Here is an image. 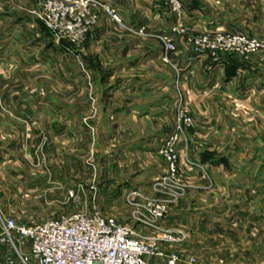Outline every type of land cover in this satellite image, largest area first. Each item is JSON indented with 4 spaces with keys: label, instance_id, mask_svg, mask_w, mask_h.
Returning a JSON list of instances; mask_svg holds the SVG:
<instances>
[{
    "label": "crops",
    "instance_id": "1",
    "mask_svg": "<svg viewBox=\"0 0 264 264\" xmlns=\"http://www.w3.org/2000/svg\"><path fill=\"white\" fill-rule=\"evenodd\" d=\"M98 1L111 2L123 28L116 29L114 24L100 18L99 27L88 35L79 52L63 48V43L46 44L39 39L34 50L39 51L41 57L36 65L40 67L50 63L53 68L50 82L54 85L58 86L68 79L71 102L78 100V90L84 92L82 98L87 103L93 97L96 101L105 100L108 103L116 99L121 104L116 111L126 116L130 114L140 124L138 147L148 150L156 145L159 133L173 127L169 106H173L176 88L190 107L194 120V128L188 132V152L186 156H181V171L187 184L185 197H199L197 229L221 231L223 235L227 231L233 232L232 238L219 236L221 240L217 242L220 246L254 247L252 240L257 239L264 248V189L254 190L246 185L245 189L237 190L228 185L237 182L233 165L250 163V160L237 157L239 148L245 153L257 151L260 159H256V163L264 168V49L244 62L232 57L213 61L206 54H192L186 44L187 37L209 35L215 30L225 29L251 33L264 39V0H181L186 36H174L176 50L165 63L159 58L162 49L159 38L171 35L170 27L174 20L160 11L158 0ZM39 2L26 0L22 6L33 10ZM12 7L6 0H0L2 36L15 41L16 37H20L15 33L25 37L38 33L29 30L36 28V20L29 15H18ZM139 29L144 31V36L137 34ZM100 39L102 41H98ZM100 42L102 46L98 49ZM8 50L0 48V53L7 55ZM16 54L20 55L19 51ZM105 65H108L109 73L107 79L101 82L99 74L106 68ZM129 70L133 71L132 75L126 74ZM178 78L180 82H175ZM100 82L105 87L106 83L107 87L109 82L113 84L111 92L102 91L98 98L94 91L90 93L88 90L99 86ZM160 94L164 96L158 99ZM19 117L25 116H15L16 119ZM53 128H28L32 138L23 130L20 133L21 146L18 142H8L10 150L17 154L0 157V215L24 224L20 221L19 211L21 207L29 210L30 205L26 203L28 200L21 199L19 189L15 191L12 188L16 183L30 182L36 170L29 167L35 163L37 171H41L37 177L43 178L45 171L41 167H45L46 159L53 158L47 152L49 139L44 138V133ZM75 129L70 128L68 134L66 129L52 130L53 134L59 133L53 143L61 145L69 141L71 148L78 153L86 148L88 150L89 133L82 127ZM73 131L76 136L71 138L70 132L74 134ZM81 136H85L83 142ZM11 139L18 140L16 137ZM11 139L9 141H13ZM91 151L92 147L88 152ZM186 161L193 165H186ZM261 174L264 176V171ZM256 181L264 183V178H257ZM34 184L39 188L41 186L37 182ZM188 224L190 229V222ZM238 255L237 251L235 256ZM234 262H239L238 257Z\"/></svg>",
    "mask_w": 264,
    "mask_h": 264
},
{
    "label": "rangeland",
    "instance_id": "2",
    "mask_svg": "<svg viewBox=\"0 0 264 264\" xmlns=\"http://www.w3.org/2000/svg\"><path fill=\"white\" fill-rule=\"evenodd\" d=\"M6 1L13 6L12 8L17 10L18 15H29L35 19L36 28H29V30L38 33H30L31 36L28 35L27 37L21 33L19 35L15 33L20 36L16 37L15 41L5 38L0 33V48L10 49L7 51V55L0 53V157H4L6 154L16 156L17 153L10 150L11 147H9L8 142H18V146L20 143L23 144L20 133L26 130L24 133L32 138L33 134H31V130L28 131V128L33 129L34 127L41 128V130L45 127H54L52 130L55 129L56 131L66 129L67 134L72 127L74 130H76V127H82L84 131L89 133L88 150L92 147L91 152H88L86 148L78 153L74 148H71L69 141L63 142L61 145L53 143L59 133L53 134L52 130H49L47 134L44 133V138L49 139L47 140L49 141L47 152L53 156L52 159H49L50 162L46 159L45 167H41L45 171V175L43 178L37 177L41 171H37V164L35 163L29 167L36 170L35 174L29 179V183L25 180L16 183L14 187H9H13L12 189L15 191L19 189L22 193L21 199L28 200L26 203H29L28 206L30 205L29 210L23 207L20 208V221L26 226H31L72 213L99 211L105 216L118 217L119 221L128 223L132 208L125 202L124 195L136 188L141 190L143 194L150 195L152 182L162 174L164 162L158 151L162 140L174 129L175 103L181 93L175 88L173 106L172 104L169 106L172 110V129L159 133L156 145H153L150 150L138 147L140 124L130 114L126 116L116 111L119 110L121 105L116 99L108 103L105 100L104 102L96 101L93 97L87 103L82 98L84 92L78 90V100L71 102L68 79H64L65 81L58 86L57 84L54 85V82H50V73L53 68L49 62L47 65L38 67L36 64L41 56L39 51L34 50L40 39L42 43L46 44L49 42L56 44L57 42V45H61L63 43V48L66 47L70 51L79 52L88 35L99 27L100 18H103L105 22L114 24L116 29L123 28L122 22L120 25L112 22L99 8L91 6L88 8V15L85 17L95 16L96 24L90 25L80 38L72 40V36L67 34V31H64L61 27L59 28L61 36L57 35L58 37H55L54 34L56 33L49 30L42 20V11L46 0H40L38 6L33 10L23 8L22 4L26 0ZM158 1L157 6L162 9L160 11H163L167 16H171L169 12L163 9L161 1ZM106 3L113 7L111 2ZM57 23L63 24L62 21ZM173 25H175V21ZM139 30H137V34L144 36V31L142 30V33L139 34ZM219 31L221 30H215L213 33L203 36L211 37ZM186 32L185 29L179 35L186 36ZM241 33L252 36L251 33ZM170 34L168 37L162 36L159 38L162 45L159 58L163 63L168 62L170 55L175 52L167 54L166 60H162L164 52L163 38L167 37L173 41L174 36H178V34ZM101 46L102 43L100 42L98 49ZM16 51H19L20 55L16 54ZM261 51L249 56L248 60ZM10 58L13 60L10 61ZM22 60L23 63H21ZM105 66L106 68L102 69L99 74L101 82L108 77V65ZM126 74L132 75L133 71H126ZM67 78L69 77L67 76ZM113 81L115 82L116 79L114 78ZM101 82L99 86L95 85L94 89L88 90L90 93L94 91L98 98L102 91L111 92L113 84L109 82V87H107L106 83L105 87V84H101ZM175 82H180V78L175 79ZM115 91L112 93L116 94ZM158 96L159 99L164 95L160 94ZM23 114L24 118H15V116H23ZM51 115L56 116L53 118ZM70 136L71 138L75 137L76 132L74 134L70 132ZM15 137L18 138L17 141L11 139ZM77 137L79 138V135ZM81 138L83 142L85 136H81ZM9 139L13 141H9ZM84 145L86 144L84 143ZM236 152L237 157L250 160V163L244 162L233 165L232 169L234 170L233 173L237 175V182H234L233 185L228 184L229 187L242 190L247 185L254 190L264 189V183L256 181L257 178L258 180L264 178L261 174L264 168L259 167L256 163V159H260L257 156V151L252 150L245 153L244 150L239 148ZM245 154L248 156H245ZM152 159L155 161H152ZM251 177L254 178L251 179ZM35 182L41 185L40 188L36 187ZM70 193L73 197L69 196ZM11 194H13L12 191ZM184 194L159 222L164 230H178L185 234V240L180 243L164 245L167 250L179 256V264H264V248L260 245L261 241L252 240L255 244L254 247H226L220 246L217 242L221 240L219 236L222 238L224 232L199 231V215L197 214L199 197L191 195L185 197ZM0 217L7 216L0 215ZM188 222H190V229L188 228ZM143 233L148 235L152 232L147 228L143 230ZM231 233L233 232L227 231L226 235L223 236L232 238ZM14 245L17 252L11 246L0 245V264H34L27 257L28 247L25 244L15 242ZM237 251L239 255L235 256ZM20 257L22 259L27 258V260L23 263ZM236 257H238L239 262H234ZM190 258H193L194 261L190 262ZM246 259L248 260L246 261Z\"/></svg>",
    "mask_w": 264,
    "mask_h": 264
},
{
    "label": "built area",
    "instance_id": "3",
    "mask_svg": "<svg viewBox=\"0 0 264 264\" xmlns=\"http://www.w3.org/2000/svg\"><path fill=\"white\" fill-rule=\"evenodd\" d=\"M160 1L175 21L170 33H183L182 1ZM91 6L99 8L112 22L121 24L116 10L98 0H46L42 20L56 33L55 37L61 36V27L76 40L90 25L96 24L95 16L85 17ZM141 33L142 29L139 30ZM186 44L192 54H206L213 61L232 57L244 62L264 49L263 38L226 30L215 32L211 37H187ZM163 45L162 60L165 61L167 54L174 52L176 47L167 37L163 38ZM175 104L174 129L162 140L158 151L164 170L152 182L150 195L143 194L138 188L124 195L125 202L132 208L128 223L99 211L72 213L31 226L0 217V245L15 249V242L25 244L27 257L34 264H179V256L164 245L180 243L185 240V234L164 230L159 224L187 188L182 179L181 156L188 152V132L194 128V120L181 95ZM185 164L193 165L187 161ZM69 196L73 197L71 193ZM147 228L151 234L143 233ZM20 259L23 263L27 260ZM193 261L190 258V262Z\"/></svg>",
    "mask_w": 264,
    "mask_h": 264
}]
</instances>
